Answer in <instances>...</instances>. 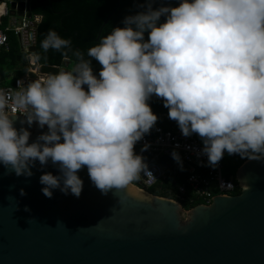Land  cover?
Listing matches in <instances>:
<instances>
[{"label": "clouds", "instance_id": "1", "mask_svg": "<svg viewBox=\"0 0 264 264\" xmlns=\"http://www.w3.org/2000/svg\"><path fill=\"white\" fill-rule=\"evenodd\" d=\"M154 2L146 0L123 27L102 35L87 49L89 59L76 50L72 71L27 87L19 82L23 90L14 96L0 92V163L28 178L35 162H51L60 175L40 176L45 197L54 189L79 197L78 172L85 166L103 194L130 192L142 172L151 173L134 148L158 120L148 103L153 96L183 136L201 138L209 166L225 152L264 159V0H179L158 8ZM70 47L52 29L41 42L45 52ZM93 59L101 66L98 76ZM10 100L25 110L29 126L48 131L29 143L31 133L13 126ZM171 155L182 167L179 154Z\"/></svg>", "mask_w": 264, "mask_h": 264}, {"label": "water", "instance_id": "2", "mask_svg": "<svg viewBox=\"0 0 264 264\" xmlns=\"http://www.w3.org/2000/svg\"><path fill=\"white\" fill-rule=\"evenodd\" d=\"M11 8L24 13L22 2ZM70 64H42L39 71H72ZM9 115L18 131L31 133L29 143L48 131L36 122L29 126L24 115ZM173 160L163 156L160 163L166 168ZM31 170V177H18L0 163V264H264V159H246L238 167L240 193L217 194L190 209L133 182L130 192L113 188L103 194L86 166L78 172L79 197L54 189L47 198L40 176L60 175L58 168L37 161Z\"/></svg>", "mask_w": 264, "mask_h": 264}, {"label": "built area", "instance_id": "3", "mask_svg": "<svg viewBox=\"0 0 264 264\" xmlns=\"http://www.w3.org/2000/svg\"><path fill=\"white\" fill-rule=\"evenodd\" d=\"M17 1L24 4V13L21 17H11L8 2H0V22L6 17L11 18L10 25L0 27V47H8L10 32L19 35L23 52L30 63V72H34L38 76L41 64H39L36 54L32 51V47L36 43L37 28L43 16L34 13L28 16L29 11H32L31 0ZM36 62L37 66L33 68ZM47 77L39 78L38 76L33 78L28 74L26 78L19 77L15 80V83L10 85L0 83V92L14 96L17 91L23 90L22 87H19V82H22L23 86L27 87L31 81L44 80ZM7 112L8 114H26L24 109H17L11 100L9 101ZM145 144L150 145V147L142 152L141 149ZM135 148L146 156L148 171L152 173L145 174L142 172L137 179L135 184L142 190L150 191V188L158 183L159 178L163 176L161 172L164 169L159 160L163 156L172 157L171 154L175 151L180 156L182 166L188 165L189 167L185 181L178 185L176 192V200L180 203L208 204L217 194L235 195L241 191L235 176L229 177L225 173L227 162L229 160H241V157L235 154L228 155L225 152L218 165L213 168L208 165L207 156L202 154L203 142L201 138L196 134L190 137L183 136L178 126L165 128L161 124L156 123L150 134H146L141 141L137 142ZM152 161H155V163H152ZM175 165L177 168L181 166L176 160Z\"/></svg>", "mask_w": 264, "mask_h": 264}, {"label": "trees", "instance_id": "4", "mask_svg": "<svg viewBox=\"0 0 264 264\" xmlns=\"http://www.w3.org/2000/svg\"><path fill=\"white\" fill-rule=\"evenodd\" d=\"M32 0L31 8L34 14L43 16L42 22L38 27L37 34V51L36 55L40 63L49 65L63 66L66 59H70L76 64L74 55L76 50L84 53V58L89 59L86 55L87 49L99 42L102 35H107L115 27H123L122 21L126 16L135 15L144 8L141 5L146 0ZM179 0H155L153 7L158 8L162 4H171L177 6ZM108 22L104 25L105 21ZM163 20V18H161ZM49 29L55 30L62 38L71 41L70 49L61 52L49 50L45 52L41 48V42L45 38ZM101 32V34H100ZM147 39V33H145ZM94 74L98 76L101 66L96 60H92ZM154 114L158 116L157 123L172 126L177 124L169 119L168 109L164 107L163 101L155 96L148 101ZM166 116H163V115ZM247 158L238 160L235 169H232V162L226 164V174H236L238 167ZM185 176V170H169L165 176L160 177L158 183L150 188V191L160 196L170 198L177 197L178 185ZM197 203H183L186 209H190Z\"/></svg>", "mask_w": 264, "mask_h": 264}, {"label": "crops", "instance_id": "5", "mask_svg": "<svg viewBox=\"0 0 264 264\" xmlns=\"http://www.w3.org/2000/svg\"><path fill=\"white\" fill-rule=\"evenodd\" d=\"M8 2L9 8H10V16H16V17H21L22 15L18 14V9H12L11 8V3L12 2H16V3H20L17 0H0V2ZM32 1V0H31ZM32 9V8H31ZM33 13V12H32ZM42 22V21H41ZM11 24V18L10 17H6L5 19H3L2 22H0V27H4V26H8ZM39 27V25H38ZM37 34H38V28H37ZM37 45V39H36V43ZM33 51V50H32ZM34 52V51H33ZM36 54V52H34ZM37 56V55H36ZM38 60V58H37ZM67 61V59H66ZM39 64L40 61L38 60ZM72 63V61H71ZM37 65V62H36ZM44 65V64H43ZM75 65V64H74ZM24 66V67H22ZM64 66V65H63ZM30 63L29 60L26 56V54L23 52V48H22V41H21V37L13 32H10V38H9V45L8 47H0V83L5 84V85H10L15 83V80L17 78H26L27 75L30 72ZM40 68V67H39ZM15 70L22 71V74H15L13 72H15ZM41 72L39 71L38 76L40 77H45V76H49L50 74H40ZM45 75V76H43ZM37 76V77H38ZM37 77H33V78H37ZM87 90V89H86ZM163 116H166L165 114ZM157 123V122H156ZM160 124V123H159ZM163 127L165 128H172L174 126H178L177 124H173L172 126L167 125V122H165L164 124H161ZM134 151L136 154L141 155L144 158V161L146 160V156L144 154H142L138 149L134 148ZM160 162V160H159ZM229 162H232V169H235V166H237L238 161H234V160H229ZM162 164V163H161ZM163 168H164V173H163V177L165 176V174L167 173V171L172 170V171H178V170H185V176L182 180V182L185 181L186 176L188 174V165H184V166H180V167H176L175 165V160H173V162L171 164H169L168 167H164V165L162 164ZM229 177H234L235 173L233 174H226ZM162 177V176H161ZM181 182V183H182ZM180 183V184H181Z\"/></svg>", "mask_w": 264, "mask_h": 264}, {"label": "rangeland", "instance_id": "6", "mask_svg": "<svg viewBox=\"0 0 264 264\" xmlns=\"http://www.w3.org/2000/svg\"><path fill=\"white\" fill-rule=\"evenodd\" d=\"M74 66H75V65H74L73 63L70 64V67H74ZM22 67H24V66H22ZM13 73H15V74H17V73H18V74H22V73H23V70H22V71H19V70H18V72H17V70H15V72H13ZM133 182H134V183H137V180H134Z\"/></svg>", "mask_w": 264, "mask_h": 264}, {"label": "flooded vegetation", "instance_id": "7", "mask_svg": "<svg viewBox=\"0 0 264 264\" xmlns=\"http://www.w3.org/2000/svg\"><path fill=\"white\" fill-rule=\"evenodd\" d=\"M75 67V66H74ZM74 67H69L70 69H73Z\"/></svg>", "mask_w": 264, "mask_h": 264}]
</instances>
